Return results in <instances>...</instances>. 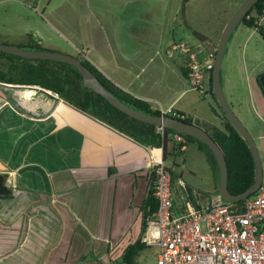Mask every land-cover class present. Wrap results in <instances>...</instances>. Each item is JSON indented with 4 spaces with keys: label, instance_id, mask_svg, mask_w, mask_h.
Listing matches in <instances>:
<instances>
[{
    "label": "crops",
    "instance_id": "crops-1",
    "mask_svg": "<svg viewBox=\"0 0 264 264\" xmlns=\"http://www.w3.org/2000/svg\"><path fill=\"white\" fill-rule=\"evenodd\" d=\"M33 3L54 21L45 23L47 32L62 36L58 42L37 29L41 38L36 42L47 43V50L87 59L126 93L152 108L179 112L208 133L223 127L213 112L218 107L211 92L201 95L189 84L188 54L171 47L181 43L215 52L241 6L210 35L195 23V0ZM2 86L0 174L8 191L0 195V264H109L119 258L141 233L151 154L163 157V152L157 155L40 87ZM234 101L239 115L250 117L253 135L263 138L251 122L255 116L264 119L257 78L250 84L249 100L236 96ZM192 145L202 152L196 143L184 152H191Z\"/></svg>",
    "mask_w": 264,
    "mask_h": 264
},
{
    "label": "trees",
    "instance_id": "trees-1",
    "mask_svg": "<svg viewBox=\"0 0 264 264\" xmlns=\"http://www.w3.org/2000/svg\"><path fill=\"white\" fill-rule=\"evenodd\" d=\"M263 16L264 0H260L248 12L242 24L259 31L264 37V26L260 24V19ZM28 44L32 51L47 50L34 41L31 36L29 37ZM216 52L217 50L215 53ZM80 59L83 64L98 77L104 87L125 105L144 113L157 116L161 115L159 111L153 110L149 103L141 101L115 86L87 59ZM260 77L257 78V82L261 87L259 81ZM0 85L21 87L37 86L47 92H51L69 106L94 118L136 143L147 147L149 150H161L163 152L164 161H167L170 155L176 157L184 152L182 151L183 144L177 143L172 137L177 134L176 132L164 129V132L160 133L158 132L157 126L136 120L121 112L104 97L97 94L92 89L84 87L82 74L72 65L51 60H32L0 52ZM210 92L216 100L218 107V109L213 108V112L222 118L223 127H214L211 132L209 131V134L222 149L226 157L229 170L228 189L233 195H238L247 191L255 183L257 177L255 161L249 144L231 124L218 103L213 91L212 73L210 75ZM183 121L194 124V122L187 117H185ZM183 136L186 140L184 144L186 147L190 146L192 143H196L206 155L208 164L216 177L218 194L220 176L215 155L207 145L196 138L189 135ZM168 171L171 173L173 185V171L170 168H168ZM109 173L112 174L113 170L110 169ZM151 175L152 179L150 181L147 196L140 207L142 214L141 233L133 243H130L125 248L122 255L117 258V260H111L109 264H119V261L120 264H138L137 260L141 252L147 248V246L142 244L141 238L147 228V219L153 216L158 209V202L154 190L156 177L153 171H151ZM8 194H11V191L8 192ZM11 196L12 195H9V197ZM244 202L245 200L233 203V205L242 210Z\"/></svg>",
    "mask_w": 264,
    "mask_h": 264
},
{
    "label": "built area",
    "instance_id": "built-area-1",
    "mask_svg": "<svg viewBox=\"0 0 264 264\" xmlns=\"http://www.w3.org/2000/svg\"><path fill=\"white\" fill-rule=\"evenodd\" d=\"M34 9L40 10L39 6ZM171 50L188 54L189 84L206 95L216 53L190 50L181 43L173 44ZM152 109L163 116L180 120L186 117L172 109ZM158 132L163 133L164 128L158 127ZM175 140L183 144L182 151L187 149L183 135L176 134ZM151 160L158 209L147 219L141 242L157 249L158 264H264V181L253 196L245 199L242 210L217 194L205 205L192 204L176 211L166 162L154 154Z\"/></svg>",
    "mask_w": 264,
    "mask_h": 264
},
{
    "label": "rangeland",
    "instance_id": "rangeland-1",
    "mask_svg": "<svg viewBox=\"0 0 264 264\" xmlns=\"http://www.w3.org/2000/svg\"><path fill=\"white\" fill-rule=\"evenodd\" d=\"M246 1L195 0L198 7L194 14L195 23L200 31L213 35ZM33 2L34 0H0V44L30 50L29 37L31 36L34 41L41 38L37 35V29L45 30V33L50 34V36L53 34L52 36L58 42L60 41V35L57 32H53L51 29L47 32L48 28H46L47 25L45 27V23L52 21L49 14L43 9V6L37 12ZM260 24L264 26V16L261 17ZM60 30L62 31V29ZM253 30L242 23L235 30L227 46L221 79L227 101L234 103L237 112L235 113L233 110L234 113L247 129L249 128V132L258 145L264 172V137L260 138L259 135H253L254 133L248 125V118L250 117L239 115L238 112L240 111H238L236 101H234L236 96L245 102L248 101L250 84L254 83L255 78L264 75V37L259 31L252 32ZM245 42L247 46L244 52L243 45ZM47 46L48 44L44 43L43 47ZM0 91H3L2 85H0ZM206 99L213 102L210 96H207ZM254 119L252 118L251 122L254 121L256 128L264 136V122L256 116ZM190 149L191 152H182L176 157L170 155L166 161V166L174 174L172 189L175 209L183 205L185 207L192 204L205 205L210 202L213 196L217 195L213 179L209 178L211 177V170L206 155L200 152L195 145H192ZM158 153L156 151L157 155ZM192 170L197 173L194 177L191 173ZM156 253V248L147 247L141 252L137 260L138 264H158Z\"/></svg>",
    "mask_w": 264,
    "mask_h": 264
},
{
    "label": "water",
    "instance_id": "water-1",
    "mask_svg": "<svg viewBox=\"0 0 264 264\" xmlns=\"http://www.w3.org/2000/svg\"><path fill=\"white\" fill-rule=\"evenodd\" d=\"M259 1L260 0H247L238 9V11L233 15L231 20L226 25L217 48L215 65L212 72L213 91L218 100V103L221 106L226 117L231 122V124L245 138V140L249 144L256 165L257 177L255 183L247 191L238 195H233L228 189L229 170L224 152L205 129L195 124L188 123L171 116L152 115L128 107L115 95L108 91L98 79V77L88 67H86L83 64L82 60L78 57L53 52L50 50H25L3 44H0V52L32 60H51L72 65L82 74L84 87L92 89L97 94L104 97L115 108L130 116L131 118L142 121L144 123L153 124L157 127H163L164 129L172 130L177 134L189 135L201 141L202 143L207 145L209 149L213 152L218 163L220 176L218 194L225 202L236 203L249 198L260 189L264 181V172L258 145L249 130L247 129V127L243 124V122L239 119V117L234 113V111L230 107L224 93L221 75L223 61L230 38L234 34L237 27L242 23L243 19L246 17L248 12ZM259 81L264 91V75L260 77ZM0 166L2 165L0 164ZM6 190L7 188L1 183L0 175V195H4L6 193Z\"/></svg>",
    "mask_w": 264,
    "mask_h": 264
},
{
    "label": "flooded vegetation",
    "instance_id": "flooded-vegetation-1",
    "mask_svg": "<svg viewBox=\"0 0 264 264\" xmlns=\"http://www.w3.org/2000/svg\"><path fill=\"white\" fill-rule=\"evenodd\" d=\"M0 175H1V174H0ZM5 180H6V179L1 175V183H2V185H5ZM7 191H8V190H6V193H7ZM6 193H5V194H6Z\"/></svg>",
    "mask_w": 264,
    "mask_h": 264
}]
</instances>
